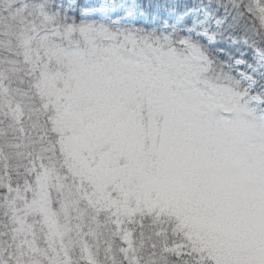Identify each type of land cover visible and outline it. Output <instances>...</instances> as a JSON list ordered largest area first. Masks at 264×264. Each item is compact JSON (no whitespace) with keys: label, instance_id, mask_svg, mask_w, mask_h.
<instances>
[{"label":"snow or ice","instance_id":"obj_1","mask_svg":"<svg viewBox=\"0 0 264 264\" xmlns=\"http://www.w3.org/2000/svg\"><path fill=\"white\" fill-rule=\"evenodd\" d=\"M0 264H264V0H0Z\"/></svg>","mask_w":264,"mask_h":264}]
</instances>
